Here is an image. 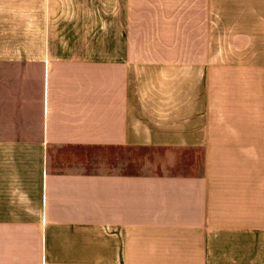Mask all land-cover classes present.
I'll return each mask as SVG.
<instances>
[{
	"label": "crops",
	"instance_id": "1",
	"mask_svg": "<svg viewBox=\"0 0 264 264\" xmlns=\"http://www.w3.org/2000/svg\"><path fill=\"white\" fill-rule=\"evenodd\" d=\"M213 5L0 0V264H264V49Z\"/></svg>",
	"mask_w": 264,
	"mask_h": 264
},
{
	"label": "rangeland",
	"instance_id": "2",
	"mask_svg": "<svg viewBox=\"0 0 264 264\" xmlns=\"http://www.w3.org/2000/svg\"><path fill=\"white\" fill-rule=\"evenodd\" d=\"M212 1L210 44L213 50L264 49V0Z\"/></svg>",
	"mask_w": 264,
	"mask_h": 264
}]
</instances>
